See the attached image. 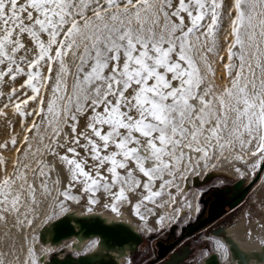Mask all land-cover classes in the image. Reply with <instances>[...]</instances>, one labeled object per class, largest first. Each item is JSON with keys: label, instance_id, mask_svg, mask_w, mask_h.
Wrapping results in <instances>:
<instances>
[{"label": "snow or ice", "instance_id": "obj_1", "mask_svg": "<svg viewBox=\"0 0 264 264\" xmlns=\"http://www.w3.org/2000/svg\"><path fill=\"white\" fill-rule=\"evenodd\" d=\"M0 122V264H45L30 229L73 206L104 251L125 206L146 222L225 152L264 165V0H0Z\"/></svg>", "mask_w": 264, "mask_h": 264}, {"label": "water", "instance_id": "obj_2", "mask_svg": "<svg viewBox=\"0 0 264 264\" xmlns=\"http://www.w3.org/2000/svg\"><path fill=\"white\" fill-rule=\"evenodd\" d=\"M263 169L264 165L256 177L244 186L234 182L232 195L227 196L229 190L224 188L212 191L206 216L189 225L177 239L157 241V258L151 264H238L228 241L240 244L250 254L253 264H264V245L259 243L264 230L258 227L264 225V192L257 198L245 200ZM211 176L212 173L208 178ZM199 183L196 178L195 184ZM122 211L124 215L118 221L122 223V229L116 234L105 233L101 237L104 251L98 253L80 252L76 244L88 232L87 229L80 230V221L88 218L85 208L73 206L72 214L67 217L43 223L36 229V243L38 248L52 250L47 253L45 264H135V257L146 238L134 209L125 206ZM95 216L101 223L112 219L111 214L100 206H96ZM104 227H109V224ZM249 231L253 233L251 238ZM217 239L228 244L227 257L216 248Z\"/></svg>", "mask_w": 264, "mask_h": 264}, {"label": "rangeland", "instance_id": "obj_3", "mask_svg": "<svg viewBox=\"0 0 264 264\" xmlns=\"http://www.w3.org/2000/svg\"><path fill=\"white\" fill-rule=\"evenodd\" d=\"M222 54L225 57L227 56L226 52H223ZM216 67L218 68L216 82L218 83L219 86H222L223 84L227 83V78L223 75L222 65H216ZM3 127H4L3 123L0 122V130ZM18 130L19 129L17 128V131ZM6 135H7V133L5 131L3 133H0V140H3ZM13 153L14 152H6V153H4V155L9 157V158H14L15 153L14 154ZM260 168H258V170L255 171L251 180L248 178H245L246 183L251 182L256 177V175L260 171ZM198 175H200V173ZM198 175H195V177H193L192 179L187 181V185H186L187 187H186L185 192H184L185 196H183V198L184 199L186 198V200H187L194 193V191H196V189H199L201 191V194H200V197L198 200L199 201L198 202L199 212H198L197 216L191 217L190 213H188L187 210L183 211L184 210L183 209L184 201H186V200H184L180 203V208H176V209H180L178 214H176L177 215V217H176L177 221L170 228H166V229L162 228L158 232H155L154 230L148 231L147 228L144 227L143 232H144V236H145L146 240H145V244L143 245V247L141 248V250L138 252V254L135 257V264H151L152 262H154L155 259L157 258V249H158L156 246L157 241L161 240L164 242H171V241L177 239L178 237H180L185 232V230L187 229V227L189 225L195 223L199 219L206 216L207 208L209 206L210 201L212 200V196H211L212 191L224 188V189L229 190V193L227 194V196L232 195L233 194L232 187L234 185V182L236 183L239 181V180H236L234 178L232 179V178L225 177L223 175L217 176L214 174H212L213 176L208 178V176L211 175V173L207 176L205 174V176L202 179H199L198 177H196ZM196 178L201 183L195 184ZM263 179H264V169L261 172L260 179L256 182L255 185H253L250 192L245 197V200H246V198H250V199L253 198V196L256 194V192L253 190V188L256 185L259 186L260 184H262V182H259V181L260 180L264 181ZM35 240H36V236H35Z\"/></svg>", "mask_w": 264, "mask_h": 264}, {"label": "bare ground", "instance_id": "obj_4", "mask_svg": "<svg viewBox=\"0 0 264 264\" xmlns=\"http://www.w3.org/2000/svg\"><path fill=\"white\" fill-rule=\"evenodd\" d=\"M216 84H217V86H219L217 82H216ZM3 132H4V127L1 128V130H0V133H3ZM234 154L235 153H232V152H225V156H227L228 159L221 158L218 161L217 166L215 168H208L206 170L202 169L199 172L200 175H198L196 177H198L199 179H202L205 176V174L207 176L210 173L217 175V176L223 175V176L228 177V178H232V179L234 178L236 180H239L238 181L239 186H244L246 183L245 178H248L251 180L255 171L258 170V168L253 170L250 167V165L255 161L256 158L252 157L248 153H242V155H244V158L246 160H248V162H249V166H246L243 162L232 159V156ZM237 168L240 169V173L236 172ZM241 173H242V175H241ZM193 177H195V175H190L187 178V180L181 182V194L176 195V202L174 204H166L163 208H157L155 210L154 215H150L148 217V219L146 220V222L141 223L142 232H143L144 227H146L148 231L154 230L155 232H158L160 229L170 228L173 224L176 223V221H177L176 220V217H177L176 214H178L179 211H176L175 209L180 208V203L182 201L186 200L183 198V196H185L184 192H185V189L187 187L186 186L187 181L192 179ZM259 182H262V184H260ZM259 182L258 183L260 185L259 186L256 185L253 188V190L256 192V194L255 195L253 194L254 196L252 199L257 198L258 196H260L264 192V183H263L264 181L260 180ZM172 191H173V194H176L175 189H173ZM200 194H201V191L199 189H196V191H194V193L186 200L187 202L184 201V205H183L184 210L183 211L187 210V212L190 213L191 217H196L198 212H199V204H198L199 201L198 200H199ZM165 199H167V197H165ZM150 207H151V205H150ZM45 215H46V213H42L40 216V219L34 221L33 226L30 229L31 235H33L34 237L36 236V229L39 228L44 223L43 221L45 220ZM161 215H163L165 217V221L163 222L162 225L157 223V220ZM3 231H4V229L2 227H0V233H2ZM143 234H144V232H143Z\"/></svg>", "mask_w": 264, "mask_h": 264}]
</instances>
